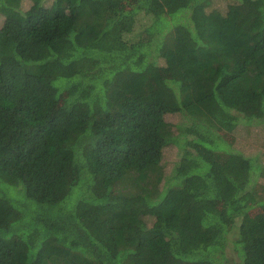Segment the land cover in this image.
Returning <instances> with one entry per match:
<instances>
[{
	"label": "trees",
	"instance_id": "1",
	"mask_svg": "<svg viewBox=\"0 0 264 264\" xmlns=\"http://www.w3.org/2000/svg\"><path fill=\"white\" fill-rule=\"evenodd\" d=\"M47 1L0 0V264H264L227 138L264 123V0Z\"/></svg>",
	"mask_w": 264,
	"mask_h": 264
},
{
	"label": "rangeland",
	"instance_id": "2",
	"mask_svg": "<svg viewBox=\"0 0 264 264\" xmlns=\"http://www.w3.org/2000/svg\"><path fill=\"white\" fill-rule=\"evenodd\" d=\"M231 0H214L213 7H218L224 11L226 4ZM51 0H48L46 4H50ZM23 8L26 9L30 5V0H22ZM141 15V14H140ZM2 17L0 16V25L2 23ZM138 20H141L140 17ZM144 20L138 21L141 25ZM68 91H63L60 103L64 102V98L68 94ZM166 119L169 123H176L180 119L179 114H168ZM227 138L231 142L232 146L238 150L244 151L249 155H259L260 161L264 163V123L255 124L251 126H244L243 124L238 126V129L234 131V134H228ZM176 160V147L167 146L163 151V164L165 165V171L170 170L172 163ZM259 207L251 209V213H257ZM235 233V230H233ZM234 237L232 233L231 238ZM229 257L233 262L236 263L238 258L232 251L228 253Z\"/></svg>",
	"mask_w": 264,
	"mask_h": 264
}]
</instances>
